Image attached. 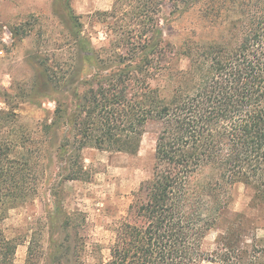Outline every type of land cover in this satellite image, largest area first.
Returning <instances> with one entry per match:
<instances>
[{"label":"trees","instance_id":"1","mask_svg":"<svg viewBox=\"0 0 264 264\" xmlns=\"http://www.w3.org/2000/svg\"><path fill=\"white\" fill-rule=\"evenodd\" d=\"M56 2L74 56L65 100L40 123V144L15 110L0 107V264H16L17 249L2 220L37 195L50 145L61 183L87 180L85 148L136 154L150 124L158 127L153 173L117 222L104 264H264V237L250 234L245 213L233 214L213 254L204 249L235 185L250 191L251 206H264V0H205L204 28L217 27V36L179 48L166 40L161 16L200 0H115L88 23L72 0ZM100 31L106 42L98 47ZM40 59L39 74L62 87L56 68Z\"/></svg>","mask_w":264,"mask_h":264},{"label":"rangeland","instance_id":"2","mask_svg":"<svg viewBox=\"0 0 264 264\" xmlns=\"http://www.w3.org/2000/svg\"><path fill=\"white\" fill-rule=\"evenodd\" d=\"M204 1L166 20L167 13L161 16L160 25L167 41L179 48L189 38L217 36V27L204 28L208 23L200 13ZM114 2L72 0V5L88 23V14L108 10ZM57 4L56 0H0V107L13 109L20 115L19 124L34 135L37 145L41 142L40 123L53 118L56 99L65 100L68 68L74 56L67 44V13ZM97 37L96 45H104L105 34L100 31ZM40 58L56 68L62 87L54 88V81L48 82L45 75L39 74ZM180 64L185 67L187 59L183 58ZM157 129L156 124L147 127L136 154L85 148L87 180L61 183V177L57 176L59 166L56 161L51 162L54 149L50 145L41 158L37 195L26 204L11 208L1 223L4 235L17 243L15 263L27 264L29 258L31 264L109 261L117 222L127 214L133 193L152 176ZM47 164L51 168L46 172ZM230 192L228 212L205 237L204 249L209 254L216 251L219 236L237 212L246 214L251 235L264 237V227H255L256 222H264V206H251L250 191L244 184L235 185ZM203 264L225 263L205 261Z\"/></svg>","mask_w":264,"mask_h":264}]
</instances>
